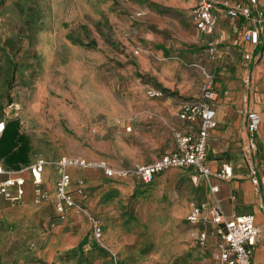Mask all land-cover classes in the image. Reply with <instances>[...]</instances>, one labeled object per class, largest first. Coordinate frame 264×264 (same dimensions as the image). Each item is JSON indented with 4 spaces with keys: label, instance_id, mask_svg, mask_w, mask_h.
<instances>
[{
    "label": "rangeland",
    "instance_id": "obj_1",
    "mask_svg": "<svg viewBox=\"0 0 264 264\" xmlns=\"http://www.w3.org/2000/svg\"><path fill=\"white\" fill-rule=\"evenodd\" d=\"M192 6L0 0V120L18 119L30 156L50 164L72 156L130 168L171 151L182 124L178 102L199 97L205 74L216 82L220 65L230 64L210 57L215 33L196 29ZM239 61L248 71L239 75L247 100L264 95V55ZM151 88L164 97L150 98ZM45 170L47 204L0 205V264H108L112 254L119 264H214L213 250L196 244L186 221L204 188L190 172L170 170L145 185L70 169L73 188H83L84 206L101 224L99 246L83 214L56 220V176Z\"/></svg>",
    "mask_w": 264,
    "mask_h": 264
},
{
    "label": "built area",
    "instance_id": "obj_2",
    "mask_svg": "<svg viewBox=\"0 0 264 264\" xmlns=\"http://www.w3.org/2000/svg\"><path fill=\"white\" fill-rule=\"evenodd\" d=\"M191 19L196 29L203 34L211 35L217 23L213 14L215 5L224 9V15L229 24L235 25L239 19L248 23L243 33V41L252 46H258L264 38V8L258 7V0H249L248 5L239 1L221 0H192ZM217 45L208 44V53L215 60ZM245 60H250L249 54ZM200 96L193 100L178 102L176 116L184 122L187 131L174 130L173 152L161 156L157 161L146 165H135L130 168L111 166L101 159H86L81 157L64 156L50 164L40 155L35 156L31 163L18 170H5L0 163V201L15 205L23 202L26 195L27 184L32 186V204L42 205L50 201V195L45 188L46 167H52L56 181L54 185L53 210L57 221H64L71 214H83L90 222L92 236L99 246L102 245L103 231L99 220L92 217L84 206L86 194L81 186L73 188L70 169L99 172L108 180L134 179L141 184L148 185L153 180L170 170H188L193 184L197 185L203 180L208 188L209 199L198 202L191 201L188 205L186 221L195 228L194 240L196 244L204 247L209 238L215 240V264H264L253 261L261 227L255 224L254 217L249 214L236 215L226 218L221 207L219 186L212 183L213 179L229 180L231 169L223 167L212 171L206 162L208 153V136L216 128L215 110L213 104L218 99L214 90V75L205 74ZM148 96L152 99H161L164 93L158 89H150ZM247 132L253 137L259 132L260 116L253 111H246ZM5 120H0V135ZM255 147L254 140L247 146L250 153ZM25 174H28L29 181ZM252 183L258 185V178L252 173ZM264 211V207H263ZM264 228V224H263ZM108 264H119L116 256L111 255Z\"/></svg>",
    "mask_w": 264,
    "mask_h": 264
},
{
    "label": "crops",
    "instance_id": "obj_3",
    "mask_svg": "<svg viewBox=\"0 0 264 264\" xmlns=\"http://www.w3.org/2000/svg\"><path fill=\"white\" fill-rule=\"evenodd\" d=\"M228 1H239L244 5L249 4V0ZM257 8H264V0H258ZM213 14L217 18L213 31L217 39V42L214 41V43L218 48L216 59L223 64L224 59L227 58L230 64L228 66L227 63L223 66L220 65L219 70L215 72L218 75V81H214L213 87L218 93V99L213 104L216 128L209 132L206 162L212 171L221 170L225 166L231 169L232 177L229 180L213 179L212 183L219 186L221 207L226 218L249 214L254 217L255 224L261 227L252 259L256 263H262L264 262V159H262V156H264V106H261V102L264 100V95H256L254 96V100H247V93L239 75L243 77L248 71L242 69V62L239 59H244L245 55L249 54L251 59L248 60V63H251L253 59L255 60L260 55H264V38L262 36L258 46L247 44L242 38L243 33L248 28L247 22L239 19L235 25L229 24L224 15V9L219 4L215 5ZM217 26L219 27L218 29ZM247 109L257 113L261 120L260 133L258 132L253 137L250 136V139L247 132L246 115L244 116V112ZM181 123V127L175 130L187 131L186 124L184 122ZM252 139L254 140L255 147L252 148L249 156H247V146L251 143ZM174 149L175 147L161 156L173 152ZM161 156L152 162L137 165L153 163ZM181 171L189 172L188 170ZM252 173L259 180L257 186L251 181ZM48 174L49 171L45 170V188L47 190H49L47 185ZM25 177L29 181L28 174H25ZM0 179L2 180L4 177H0ZM203 186V190L201 189L198 194L199 197L192 201L203 202L209 199L208 188L204 181ZM31 200L32 186L27 184L23 202L27 203L31 202ZM0 205H8V203L0 201ZM205 246H209L213 250L212 257L215 264L214 257L217 252L215 240L209 238Z\"/></svg>",
    "mask_w": 264,
    "mask_h": 264
},
{
    "label": "trees",
    "instance_id": "obj_4",
    "mask_svg": "<svg viewBox=\"0 0 264 264\" xmlns=\"http://www.w3.org/2000/svg\"><path fill=\"white\" fill-rule=\"evenodd\" d=\"M29 137L20 131L18 119L5 120L3 131L0 135V163L5 170L18 171L28 166L30 156Z\"/></svg>",
    "mask_w": 264,
    "mask_h": 264
}]
</instances>
